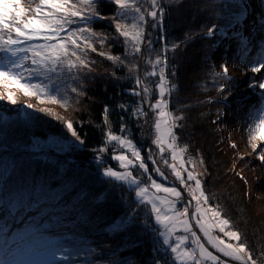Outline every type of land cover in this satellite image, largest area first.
<instances>
[{"label": "trees", "instance_id": "trees-1", "mask_svg": "<svg viewBox=\"0 0 264 264\" xmlns=\"http://www.w3.org/2000/svg\"><path fill=\"white\" fill-rule=\"evenodd\" d=\"M209 3L210 0H180L179 3L163 0L165 15L162 27H152L155 22L151 17L147 18L145 25L146 38L152 41L151 47L145 45L143 56H129L128 62L138 64V74L142 75L148 69L145 59L149 54H157L164 46L161 35L167 38L168 43L183 39L186 33L193 37L191 42L175 52L167 53L169 78L177 85V90L169 97L170 109L184 116L180 121L181 126L175 129L178 144L186 145L187 155L195 161L198 157L203 160L202 172L191 165L188 168L201 174L198 178L211 197L209 203L220 206L222 214L242 234L243 241L253 252L254 258L258 259V264H264V211L254 206L249 195L250 180L234 166V158L246 165L251 164L252 160L242 156L241 149L230 139L225 120V114L240 115L236 126L244 130L246 145L258 159L257 152L264 146L254 152L249 145L247 132L249 117L258 106H250L243 97L247 92L260 93L264 100L263 90L249 88L252 81H262L264 77L251 71L242 74L238 68V76L241 77L229 73L231 81L216 82L229 84L227 92L223 94L227 100H223V95L218 96L216 84L210 75L213 69L218 72L221 71L222 62L239 65L247 59H241L243 42L229 37V34L225 38L200 35L213 23L226 32L232 28L223 20L226 14L223 7L213 10L208 7ZM140 4L145 9L149 8L145 0H140ZM97 10L106 19L95 20L92 27L97 33L110 37L105 47L97 46L98 52L123 57V38L117 36L112 23L116 6L108 0H100ZM215 11H219L220 16H216ZM232 42L239 47V53L228 51V43ZM262 51L264 46L259 45L253 54L262 55ZM89 57L95 62L92 70L81 73L78 82H66L71 97L69 107L41 105L35 98L27 97L15 110L0 111V199L5 201L0 205L4 213L1 224L3 229L6 228L0 242L15 238L20 245L18 255L33 259L38 264L44 261H50V264H156L157 260L161 264H176L171 259L170 251L162 246L160 238L153 231L159 226L151 216L150 206L140 204L131 187L109 181L102 175L101 169L114 163L111 158L113 149L118 150L119 147L115 144L108 146V150L102 154V165L94 160L96 150L105 140L107 127L103 113L107 106L111 130L121 134V124L126 125L127 135L141 149L148 165L147 173L137 166L133 169L134 175L144 183L150 182L149 176L151 179L158 178L153 171L156 164L148 159L149 156L153 158L150 152L153 113L147 104L142 103L141 97L129 91L135 85L127 66L114 65L96 53L90 52ZM242 76H245L243 81ZM149 79L156 81L158 77ZM73 86L78 87L83 95L72 93L70 89ZM210 97L215 99L209 102ZM156 98L157 92L153 87L148 99L154 102ZM27 103H32L35 108H51L54 115L37 112L35 108L28 109ZM121 105L127 107L121 108ZM137 105L144 108L147 117L133 115L132 110ZM22 113H30L31 116L25 117ZM57 115L73 121L83 144L80 148L71 146L70 151L35 149L34 138H47L50 135L68 138L69 132L63 121L56 119ZM156 159L168 170L158 154ZM164 159L169 163L171 161L170 155ZM259 163L261 177L257 187L260 189L264 185V163ZM37 193L40 197L38 203ZM101 193L104 199L97 201L96 197ZM14 199L33 206L13 211L9 204ZM258 200L264 207V200ZM129 215L134 219L132 226L126 231L111 232V225ZM11 219L15 222L8 231ZM29 226L40 229V232L34 237ZM54 245L66 249L63 255L69 258L53 260L47 253ZM11 247L16 248V244ZM21 248L27 255L20 254ZM88 249L94 251L89 252Z\"/></svg>", "mask_w": 264, "mask_h": 264}, {"label": "snow or ice", "instance_id": "snow-or-ice-1", "mask_svg": "<svg viewBox=\"0 0 264 264\" xmlns=\"http://www.w3.org/2000/svg\"><path fill=\"white\" fill-rule=\"evenodd\" d=\"M108 2L113 3L117 9L112 23L117 36L123 38L125 46L123 57L109 52H98L97 46L105 47L110 39L107 34L97 33L92 27L95 20L104 19L97 10L100 0H38L35 4L33 0H0V100L7 101L10 105H17L18 94H22L25 97L35 98L41 105L51 104L67 108L71 97L68 94L69 86L66 82H78L81 79V73L92 70L95 62L90 59V52L104 57L114 65L127 66L135 85L129 91L132 95L141 97L142 103L147 104L153 113L152 144L191 200L183 208H178L177 204L183 196L182 191L177 187L165 186L151 179V176H149L150 185L139 181L132 169L138 166L147 173L148 165L141 154V149L127 135L126 125L121 124V134L111 130L107 106L103 113L107 127L104 134L105 140L96 150L94 160L98 165H102L104 163L102 154L108 150L109 145L115 144L119 147V152L113 149L112 158L119 162L122 170L118 171L113 167L105 166L101 169L103 177L109 181L133 187L140 204L150 206L151 216L155 224L159 226L153 231L162 238V246H166V250L170 251L171 259L176 264H258V259L254 258L253 252L243 241L242 234L222 214L220 206L209 203L211 197L206 193L201 179L198 178L201 174L188 170V165L195 168V159L187 155L186 145L178 144L175 129L181 126L180 121L184 119V116L177 115L170 109L169 97L177 90V85L169 78L167 53L175 52L182 45L191 42L193 37L186 33L183 39L168 43L167 38L161 35L160 39L165 41L164 46L154 56L149 54L145 59L148 69L142 75L138 74V64L128 62V57L143 56L145 45L151 47L152 41L146 38L145 25L147 18L151 17L155 22L152 27H162L165 15L163 0H145L149 5L147 9L141 6L140 0H108ZM173 2L179 3L180 0H173ZM259 5L261 11L257 13L260 17L257 30L264 34V0H259ZM221 6L226 13L223 20L227 21L228 27L235 25L236 30L233 35H239L238 29L245 16L252 14L251 5L246 0H210L208 4V7L213 10ZM215 15L220 16V12L215 11ZM217 27L218 25L213 23L200 35L213 37L216 35L214 29ZM219 35L221 37L227 35L226 30L221 29ZM250 43L251 41L243 42L241 59L246 56L247 46ZM220 68L221 71L217 72L213 69L210 73L212 82L216 84L218 96L227 92L229 84L216 82H228L232 79L226 62H222ZM262 70H264V55L253 62L251 68L253 73ZM113 75L115 76V73ZM172 75H175L174 69ZM151 77H158V79L151 81L149 79ZM153 87L157 92L155 102L148 99ZM253 87L264 90V80L252 81L249 88ZM70 90L77 95H83L78 87L73 86ZM213 99L215 98L210 97L209 102ZM223 100H227L226 95H223ZM258 105L256 111L249 117L247 128L249 145L254 152L264 146V100H260ZM26 108L34 109L35 105L27 103ZM35 111L54 115L51 108L40 107L35 108ZM132 112L137 117L148 116L141 105L133 108ZM22 115L31 116L30 113H22ZM56 119L62 120L75 141L83 144L73 121L58 115ZM232 146L235 147V145ZM63 147L66 149L68 144ZM166 155H170L173 163L164 159ZM257 158L264 163V149L257 152ZM148 159L152 160L154 165L157 163L151 156ZM200 163H203L202 159ZM153 171L160 176L165 175L158 166L154 167ZM150 188L155 191H150ZM36 195L38 203L39 193ZM103 199V193L96 197L97 201ZM192 202H195L194 205ZM4 203L5 201L0 199V204ZM30 206L33 205L22 204L19 199H14L9 204L13 211ZM193 207L194 210H190ZM133 223L134 219L129 215L111 225L110 230L113 233L126 231ZM29 231L35 237L40 229L29 226ZM3 233V227H0V236H3ZM12 244H16V248L11 247ZM19 247V242L15 238L8 241L4 255L0 258V264H38L33 259L21 258L18 255ZM66 251L62 246L54 245L47 254L53 260L56 258L66 260L69 258L63 255ZM88 251L94 250L88 249ZM42 264H50V261H44ZM156 264H161V261L157 260Z\"/></svg>", "mask_w": 264, "mask_h": 264}, {"label": "rangeland", "instance_id": "rangeland-1", "mask_svg": "<svg viewBox=\"0 0 264 264\" xmlns=\"http://www.w3.org/2000/svg\"><path fill=\"white\" fill-rule=\"evenodd\" d=\"M36 2H38V0H33V4H35ZM246 2L251 5L250 12L252 14L245 16L244 21L242 23L243 31L238 30L239 35H233V32L236 30V26L233 25L231 30L228 31L229 33H227V35L229 34V37H231V38H235L234 36H236L237 40L239 38V39L244 40V41H251L250 44H256V43H261V42L264 44V34H261L259 31L253 30L254 27L256 26V23H257L256 21H258L260 19V17L257 15V13L259 11H261V8L259 5V0H246ZM245 25L247 27H245ZM256 27H258V24ZM219 33L220 32L216 31V35L213 37H210V38H215V37L222 38V37H224V36L221 37L219 35ZM238 41H240V40H238ZM229 50L232 51L233 53L236 52V47H235L234 43H231L228 46V51ZM227 66L229 68L230 74H235V76H238V72H237L238 68L241 69L242 74L247 73L249 70H251L252 63H248V64L244 63V64H240V65L235 64V63H227ZM261 73H262V77H264V70H262L261 72L253 73V74L259 75ZM245 76H242L243 77L242 81L245 79L244 78ZM238 77H241V75H239ZM17 99H18L17 105H10L7 103V101L0 100V111H13V110H15L18 106H20L24 103V101L27 99V97L18 95ZM251 99H252V97L250 96L248 98V100H251ZM225 120L227 122V128H228V132H229L228 136L230 135L229 136L230 139L232 141H234L236 143V145L241 149L242 156H246L248 158L250 157L252 160L251 164L246 165V163L242 164L240 159L238 160V159L234 158V166L236 168H238V171L242 174V176H244L245 178H248L250 180V194L249 195H250V198L252 200V203L254 204V206H257L259 208V210L264 211V207L261 206V203L258 200V198L261 200H264V191L257 187V181L261 177L260 176V163H259L260 160L255 159L254 154L250 151V149L246 145V140H245L246 135L244 133V130L241 128H238L236 126L234 116L229 115V114H225ZM57 141H59L60 143H56ZM70 141L72 143L69 144ZM65 144H68V147L66 149H68L71 145H74V144L80 146V143L75 141V138L71 136V133H69L68 138H62V137L57 136V135H50L47 138H34V141H33V147L35 149H38V150L47 149V148H51V149H55V150H59V151L66 150L63 147ZM117 152H119V150ZM150 152H151V154L153 153L151 149H150ZM112 155H113V153H112ZM129 155H130V153H129ZM200 160H201V158L198 157L197 161H196V165H195L198 172L203 171V168H202L203 164H200ZM170 163H173V161L171 160ZM109 166L113 167L114 169H116L118 171L122 170L119 167V162H118V165H116V166H114V165H109ZM156 166L160 167V169L164 172L165 175L164 176L158 175V178H152V179L156 180L158 183L164 184L165 186L175 187V186L169 185L167 183V182H171L172 179L170 176H168L169 178L166 179V173L162 169V167L158 163H156ZM168 170L172 174L171 169L168 168ZM188 170H190V169L188 168ZM142 183L146 184L144 182H142ZM150 183H151V181L149 182V185H150ZM150 191H155V190L150 188ZM248 193H249V189H248ZM159 195H164V194L159 193ZM193 205H194V202H193ZM197 231H198V229H197ZM160 242L162 244V238H160ZM164 247L166 248V246H164Z\"/></svg>", "mask_w": 264, "mask_h": 264}, {"label": "bare ground", "instance_id": "bare-ground-1", "mask_svg": "<svg viewBox=\"0 0 264 264\" xmlns=\"http://www.w3.org/2000/svg\"><path fill=\"white\" fill-rule=\"evenodd\" d=\"M240 28H242V25L240 26ZM217 31L220 32V30H217ZM241 31H243V29H242ZM227 33H229V32L227 31ZM240 41H241V43H242V42H245L244 40H241V39H240ZM251 47H252V45L250 44V45L248 46V48H247V49H248V50H247V54H246V56H244V58L247 57V59H248V56H250L249 53H250V51H251ZM4 112H11V111H4ZM260 189L264 191V185L261 186ZM36 206H37V205H36Z\"/></svg>", "mask_w": 264, "mask_h": 264}]
</instances>
